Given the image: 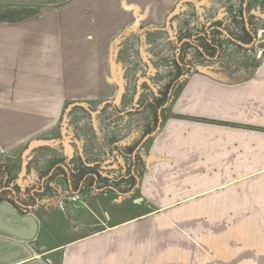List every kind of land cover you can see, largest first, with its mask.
Here are the masks:
<instances>
[{
  "label": "crops",
  "instance_id": "crops-1",
  "mask_svg": "<svg viewBox=\"0 0 264 264\" xmlns=\"http://www.w3.org/2000/svg\"><path fill=\"white\" fill-rule=\"evenodd\" d=\"M73 1L0 23V153L54 127L69 101L119 95L121 89L111 83L116 79L112 47L136 15L121 0ZM125 1L147 8L138 32L142 44L148 45L161 30L172 46L179 44L169 26H159L174 4L184 0ZM215 21L206 27L220 24ZM260 56L257 68L242 80L192 69L181 79L166 106V119L138 151L143 163L131 193L138 192L140 199H132L129 206L137 212L124 209L120 192L108 191L100 204L106 225L67 239L58 233L54 216L33 213L39 223L34 244L0 231V264H144V253L155 255L148 249L156 241L152 224L160 211L177 224H226L244 216L248 223L264 224V49ZM97 127L95 134L102 135ZM68 129L85 136L79 127ZM124 135L118 143L126 151L135 141ZM95 192L101 193L94 187L83 189L82 199L74 201L58 189L51 203L81 226L83 216H100L99 205L87 197ZM40 203L51 204L48 199Z\"/></svg>",
  "mask_w": 264,
  "mask_h": 264
},
{
  "label": "rangeland",
  "instance_id": "rangeland-1",
  "mask_svg": "<svg viewBox=\"0 0 264 264\" xmlns=\"http://www.w3.org/2000/svg\"><path fill=\"white\" fill-rule=\"evenodd\" d=\"M77 1L74 0L73 2ZM67 2L70 0H0V23L30 18L39 14L42 9L58 8ZM119 2L136 15L135 20L127 26L128 30L117 34L115 37L117 42H114L112 47L111 67L112 74L116 79H112L111 83L121 90L118 92L119 95L109 96L106 100H115L116 104L121 106V110L116 108L105 111L95 108L90 111L91 113L88 111L76 113L75 109L69 106L71 103L85 102L86 104V102L95 101L99 104L101 100L69 101L68 104L64 105L54 127L46 128L40 136L30 139L8 153H0V157L5 161L6 167L10 171L9 179H13L15 182L14 186H23L29 180L32 181V178L39 177V173L47 169L54 156L51 157L52 159L46 158L45 153L55 154L57 152L55 145H50L56 141V136L66 129L63 123L67 120L68 125L66 126H71L73 130L79 127L81 133L83 131L85 134L82 138L88 142L90 148H95L93 151L95 156L92 157L96 158L97 164L94 165V169H99L101 173L108 175L109 183L123 181L130 156L126 154L123 159L114 157L108 159L102 156L101 151L107 143L115 140L114 137L120 134L119 129L122 132L125 131L124 134L129 141L134 139L133 141L137 142L142 139L145 131L153 124L156 112L155 98L167 88V83H173L174 75L178 72L175 66L179 47L177 40L179 41L183 31L187 33L190 30V33L194 34L198 40L204 36L206 24L212 19L221 23V27L227 28L226 30L234 34L241 30L242 24L238 12L241 3L234 0H198L197 3L184 0L180 2L177 13L170 18L168 23L169 34L180 33L179 36L174 35L178 46H176L177 44L172 46V41L166 40L169 36L166 30H161L163 33H159L145 46L141 43L138 32L147 8L139 7L135 3H127L125 0ZM175 6L176 3L170 11ZM249 9L250 23L258 28L255 44L250 49L247 47L240 48L230 43L226 35H221V50L218 58L213 60L205 59L194 46L189 45L184 54L186 59L191 61L190 64L194 65L193 71H204L215 76L222 75L224 79L231 80L245 79L254 72L261 61L260 54L264 49V31H259L260 28H264V0L250 1ZM166 19L167 16L159 27L167 26ZM147 78L153 83L155 92L145 81ZM138 81L139 89L137 88ZM97 109L99 110L98 113ZM107 118H110V122H115V124L109 123V129H107L108 125L106 124ZM94 125L99 126L97 129L99 132L102 130V135L95 134ZM248 128L258 129L252 126H248ZM150 138L147 139L144 147ZM128 146L131 147L133 144ZM85 149L90 151L89 148ZM66 150L71 151V148L66 147ZM113 152L116 153L117 151L113 150ZM139 156L143 157L141 154ZM23 164L24 168H22ZM80 164L79 160H73L75 168H78ZM102 166H105V169H102ZM64 183V181L58 180L56 187L50 190L51 192L44 200L48 199L50 203H54V196L58 189L67 191L65 196L70 197L68 195L70 190L64 186H59L60 184L64 185ZM117 196L123 200L122 206L126 205L125 210L130 213L138 211V209L129 208L131 200L139 198L138 192L126 195L118 194ZM87 197L95 202L97 208L100 207V216L90 213L87 216H81L83 218H80L83 223L81 226L75 221L74 216L62 214L55 210L53 203L47 207L45 204L39 203L33 213L36 216L41 213L43 215L51 214L58 221L56 229L60 236L64 237L63 239L74 237L85 231L102 228L106 225L103 207L100 205L104 195L95 192ZM163 212L160 211L155 214L152 224L156 234L153 233L151 236L156 241L154 240V247L151 250L148 249V252H153L152 254L155 253V255L151 257L146 256L150 254L144 253V264H150L151 258H153V264H264V224L248 223L247 216L238 218L240 221L237 222H230L228 219L226 224L207 221L202 224H177L164 218ZM229 214L232 215V212L229 211ZM41 222L43 221L41 220ZM77 229L78 232H76ZM147 258L149 259L147 260Z\"/></svg>",
  "mask_w": 264,
  "mask_h": 264
},
{
  "label": "flooded vegetation",
  "instance_id": "flooded-vegetation-1",
  "mask_svg": "<svg viewBox=\"0 0 264 264\" xmlns=\"http://www.w3.org/2000/svg\"><path fill=\"white\" fill-rule=\"evenodd\" d=\"M252 1V0H250ZM244 2L245 0H241L240 3L242 4L241 7H239V10L242 8V10H244L245 8V12H246V5L248 3V0L246 2V5L244 6ZM250 3V2H249ZM257 6V5H256ZM250 10V9H249ZM250 12V11H249ZM243 13V18H244V23L245 26L247 27V29H249L250 34L252 35L254 40V44L256 42L257 39V30L258 28H256L254 26V24L251 23V26L249 24V21L251 22L250 19V13L249 16L244 15V11ZM247 23V25H246ZM219 27H221V23L219 24ZM225 28V27H223ZM227 29V28H226ZM225 29V30H226ZM254 31H253V30ZM228 33L230 34H234L231 31L227 30ZM241 31L237 34H240ZM221 35H226L225 33H223L221 31ZM219 36V37H220ZM227 36V35H226ZM180 41L183 42H189V45H192L196 48V38L195 35H192L190 33L187 34H183L182 36H180ZM229 39V37H227ZM187 39V40H185ZM221 39V38H220ZM179 41V42H180ZM181 43V44H182ZM253 44V45H254ZM252 45V46H253ZM247 47V46H244ZM251 47V46H250ZM249 48V47H247ZM219 49V48H218ZM221 49H219L218 51H220ZM189 65L190 64V60H188ZM191 68V67H189ZM167 91V94H171V92L173 91L172 87H167L165 90H163L161 93H164ZM160 94V93H159ZM171 99H168L166 104L164 106H167L170 103ZM101 102V103H100ZM98 103H96L95 101H89V102H73L71 103L72 108H74L75 112L78 113L80 111H88V113H91L90 111L92 109L95 108H99L101 110H109V109H113L115 110L116 108H118L119 110H121V106L116 104L115 100H106L102 99L101 101ZM97 104V105H96ZM99 112V110L97 109V113ZM74 113V114H76ZM96 113V112H95ZM67 115V114H66ZM66 117V116H65ZM64 117V120H65ZM108 119V118H107ZM68 121V120H67ZM67 121H65V123H63V125H68ZM69 126H66V129H64V131L60 132V135L56 136V150L57 152L55 154H51V153H45V157L46 158H50L53 157V159L50 162V165L47 167V169H44L41 173H39V177H36V179L33 180V182H28L25 183L22 187H20L19 185L14 186V180H10L6 186V188L8 187L9 191L12 194V200L11 202L16 206V208L19 211H32L34 209H37L34 207L35 205H39V203L45 198L47 197V195L51 192L50 190L53 187H56L55 185H57L58 180L60 181H64V185L60 184L59 186H64V188L66 187L67 190H70V193H74L76 192V190H79L80 192L83 189H89V184H90V176H94V182L92 184L91 187L95 188V184H97V188L99 191H101V193L103 192H108L109 189H111V187L109 186V179H108V175H105L103 173H101V171L95 170L94 169V165L97 164L96 163V158L92 157L95 156L93 151L95 148H90L88 142L83 139L81 136H76L73 135L70 130L68 129ZM124 137V136H123ZM78 138V139H77ZM110 141V140H109ZM118 141H120L119 139H115L112 142L110 141V143H107L106 145V149L103 147L101 154L103 157L106 158H117L118 157H122L125 156L126 151H125V146H121ZM141 139L138 140L136 143L134 142L133 146L136 147V145H138L140 143ZM147 141V140H146ZM146 141L143 143V145H145ZM78 143V144H77ZM66 147H68V149L71 148V151L69 150V153L66 152ZM111 147H113L112 150L117 151L116 153L114 152L113 155H108V153H111ZM85 148H89L90 151H87ZM108 150V151H107ZM137 150L136 153H138ZM135 153V154H136ZM70 154V156H69ZM92 158H91V157ZM79 160L81 162L80 166L78 168H75L73 166V160ZM105 159V158H104ZM85 160H87V162H85ZM102 169H105V167H102ZM81 175V180L79 183H74V184H70L69 178L72 177H76ZM67 192V191H66ZM129 193V192H128ZM126 193V194H128Z\"/></svg>",
  "mask_w": 264,
  "mask_h": 264
},
{
  "label": "trees",
  "instance_id": "trees-1",
  "mask_svg": "<svg viewBox=\"0 0 264 264\" xmlns=\"http://www.w3.org/2000/svg\"><path fill=\"white\" fill-rule=\"evenodd\" d=\"M249 2L250 0H248V3L246 5V13L249 16ZM243 10L242 8L239 10L240 13V18H241V33L240 34H231L232 37L236 38L237 41H239L240 43L234 42L229 38V42L233 43L237 46H239L240 48H243L244 46H246L247 44H250L252 42V35L250 34L249 29H247V27L245 26V21H244V16H243ZM249 24L251 26V23L249 21ZM253 30V29H252ZM254 31V30H253ZM220 34H221V30L219 29V24H215V23H211L208 28L207 31L205 32L204 36L201 37L200 39L196 40V49L198 51V53L204 57L205 59L208 60H213L218 58V54H219V49H221V39H220ZM181 38H179L180 41ZM189 42H183L180 47H179V51H178V55L176 57L175 60V66L178 70L177 74H175V79L173 81V83L169 82L167 83V87H172L173 91L171 92V94H167V91L164 93H160L159 96H157L155 98L154 101V107L156 109L155 112V118L153 121V124L148 127V129L145 131L146 133H149L151 131H153L157 125V121H158V112L160 110V115L162 117V122L166 119L167 117V110H166V106H164L167 102L168 99H171V101L175 98L180 86H181V75L190 72V69H192L194 67L193 64L189 65L188 60L185 57V50L186 48L189 46ZM219 48V49H218ZM250 49V47H249ZM191 67V68H189ZM228 81H238V80H231V79H226ZM172 81V80H171ZM201 120H205V119H201ZM134 146L128 147L126 150V153L130 156V161L126 167L127 171L125 173V179L123 181H119V182H114V183H109V186L111 187V189H109V191L112 190H117L118 192H120L121 194H126L128 192H130L132 189L135 188V185L137 183V180L140 177V168L141 165L143 163V158L139 156V153H136L133 157H132V152L134 150ZM10 171L9 169L6 167L5 161L0 157V201L2 199H8V200H12V194L11 192L6 189V186L9 182V177H10ZM97 174H94V176ZM94 176H90V184H89V188L92 186L93 182H94ZM81 180V175L79 176H74V177H70L69 181L70 184H74V183H79ZM97 184H95V188ZM16 205V204H15Z\"/></svg>",
  "mask_w": 264,
  "mask_h": 264
},
{
  "label": "water",
  "instance_id": "water-1",
  "mask_svg": "<svg viewBox=\"0 0 264 264\" xmlns=\"http://www.w3.org/2000/svg\"><path fill=\"white\" fill-rule=\"evenodd\" d=\"M180 2L181 1H179L176 4V6L174 7V9L167 15V19H166L167 26H168L170 18L177 13ZM246 2H247V0H245L244 6L246 5ZM243 11H244V15H246L245 8ZM246 25H247V23H246ZM219 29L223 33H225L227 35V37H229L232 41L240 43L239 41H237L236 38L232 37V35L230 33H228L227 30H225L223 27H219ZM185 40H187V39H185ZM254 41H255V38L250 44H247L246 46L247 47L252 46L254 44ZM181 43H182V41L179 42V47H180ZM179 47H178V51H179ZM177 55H178V53H177ZM187 75H188V73L183 74L180 79L185 78ZM145 81L150 85V87L155 92L156 89H155L153 83H151V81L148 78L145 79ZM137 88L139 89V81H138ZM161 124H162V117L160 115V110H159L158 121H157V125H156L155 129L144 135V137L141 139L140 143L136 146V148L134 150L135 152H137V150H140L143 147V143L160 129ZM22 168H24V164H23ZM131 192L132 191H130L128 194H130ZM139 199L140 198H136L135 201H137ZM12 220H14L15 223H11ZM18 223H20L21 225L19 226ZM38 227H39V223H38L36 217L34 216L33 212L27 211L25 213H21L8 200H1L0 201V231L15 234L16 236H19L25 240H28L32 244H34V240L36 238V233L38 231Z\"/></svg>",
  "mask_w": 264,
  "mask_h": 264
},
{
  "label": "built area",
  "instance_id": "built-area-1",
  "mask_svg": "<svg viewBox=\"0 0 264 264\" xmlns=\"http://www.w3.org/2000/svg\"><path fill=\"white\" fill-rule=\"evenodd\" d=\"M238 3H240V1L241 0H236ZM258 7V6H257ZM259 31L261 32V28L259 29ZM191 31L190 30H188L187 31V33H190ZM186 33V32H185ZM184 33V31H183V34H185ZM186 33V34H187ZM176 35H180V33H175ZM174 34V35H175ZM191 34V33H190ZM192 35H194V34H192ZM221 37V36H220ZM109 123H112V124H115V122H110V118H108V119H106V124L108 125V128L107 129H109ZM125 130V129H124ZM123 130V131H124ZM125 132V131H124ZM124 132H122V130L121 129H119V135H116V137H114V139H120L121 137H123V135H124ZM121 134H123L122 136H121ZM108 151V150H107ZM113 155L114 154V152H113V150H111V153H108V155ZM119 159H122L123 158V156L122 157H118ZM65 194H66V191L64 192V194H63V196H65ZM103 195H106L107 194V192H103L102 193ZM68 195H70V198H72L74 201H78V200H81L82 199V195L80 194V192H72V194L70 193V194H68Z\"/></svg>",
  "mask_w": 264,
  "mask_h": 264
}]
</instances>
